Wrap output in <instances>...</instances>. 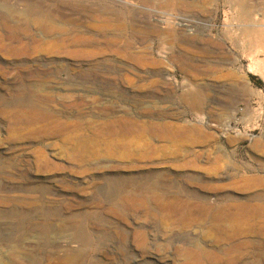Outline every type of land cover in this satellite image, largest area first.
<instances>
[{
	"label": "rangeland",
	"instance_id": "obj_1",
	"mask_svg": "<svg viewBox=\"0 0 264 264\" xmlns=\"http://www.w3.org/2000/svg\"><path fill=\"white\" fill-rule=\"evenodd\" d=\"M252 24L264 0H0V264H264L211 230L264 220Z\"/></svg>",
	"mask_w": 264,
	"mask_h": 264
},
{
	"label": "bare ground",
	"instance_id": "obj_2",
	"mask_svg": "<svg viewBox=\"0 0 264 264\" xmlns=\"http://www.w3.org/2000/svg\"><path fill=\"white\" fill-rule=\"evenodd\" d=\"M122 4H124L125 6H131V7H134V8H141L142 10L144 11H151L149 8H147L146 6H138L134 3H131V2H128V1H120ZM152 12V11H151ZM154 13H158L160 14V17L161 18H164V25L168 26L170 24H172V20H171V15L169 14H166V13H160V12H157V11H153ZM72 20V19H71ZM3 20H1L2 22ZM33 21L35 22V24L38 26V27H46V28H49L51 31L53 30H58V25H56L55 22L49 20V19H46L44 18L43 16H40V17H35L33 19ZM188 20H185V19H182L180 23H178V26H185V27H189V25H186L185 22H187ZM106 24H114V23H118L119 21L116 20V19H113V18H107L105 20ZM252 28H257V27H264V24H261V25H257V24H252L251 25ZM133 28V27H132ZM148 30V29H146ZM135 30L133 29L132 32H134ZM190 31H194L192 29H190ZM262 33V32H261ZM264 34H261V36L263 37ZM257 37V36H256ZM257 39V38H256ZM84 54H93L92 52H84ZM83 56V55H82ZM252 69V68H250ZM252 71V70H251ZM201 96V95H200ZM236 116L235 114L233 115L232 118H229L226 122H224V126L225 127H230L231 125V121H236ZM171 205V204H170ZM206 207V206H205ZM204 207V208H205ZM249 214V213H248ZM261 217L262 214H261ZM221 220V219H220ZM214 222V221H213ZM235 222V221H234ZM213 231H215V233L218 235V237L222 240V241H225V242H232L233 240H235V238L237 237H241V236H250V235H254V234H257L260 236H262L264 238V220L262 219V222H261V225L259 226L258 224L255 223V220L253 218V216L251 218H248L244 221V223H242L241 225H232L229 224V225H223L221 227H212ZM253 241L251 240H246L245 242H243L244 246H249V245H252ZM238 244V243H236ZM235 244V245H236ZM221 249V248H220ZM215 250H219V249H215ZM235 250V249H234ZM177 251V250H176ZM214 250H206V249H202V248H198L196 247L195 250L191 251V252H187V255L185 257V262H187L188 260H191V259H196V258H199L201 257V255L204 253H206L207 255H214L216 256L217 254H219V252L221 250H219L217 253L212 252ZM226 251V250H225ZM223 251V252H225ZM232 252V251H231ZM229 252V253H231ZM235 252V251H234ZM237 252V251H236ZM211 253V254H209ZM244 253V252H243ZM252 253V252H251ZM221 254V253H220ZM219 254V255H220ZM232 254V253H231ZM241 254V253H240ZM255 254V253H254ZM205 255V254H203ZM206 256V255H205ZM218 256V255H217ZM222 255H220L221 257ZM226 255H224L225 257ZM241 256V255H240ZM207 257V256H206ZM205 257V258H206ZM223 257V256H222ZM226 258V257H225ZM239 258V257H238ZM241 258V257H240ZM207 259V258H206ZM210 259V258H209ZM221 259V258H220ZM223 259V258H222ZM65 261L69 262L71 261V258L70 257H66L65 258ZM212 261V260H211ZM224 261V260H223ZM226 261V259H225ZM213 262V261H212ZM261 263V262H260ZM182 264H185V263H182Z\"/></svg>",
	"mask_w": 264,
	"mask_h": 264
},
{
	"label": "trees",
	"instance_id": "obj_3",
	"mask_svg": "<svg viewBox=\"0 0 264 264\" xmlns=\"http://www.w3.org/2000/svg\"><path fill=\"white\" fill-rule=\"evenodd\" d=\"M250 78H251L252 80H255V79H256L254 76H250Z\"/></svg>",
	"mask_w": 264,
	"mask_h": 264
}]
</instances>
